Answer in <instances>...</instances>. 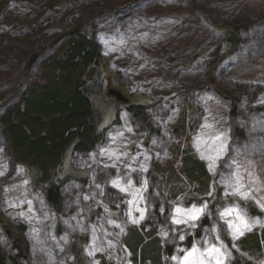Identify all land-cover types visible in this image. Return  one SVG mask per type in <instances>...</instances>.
<instances>
[{
  "label": "rangeland",
  "instance_id": "obj_1",
  "mask_svg": "<svg viewBox=\"0 0 264 264\" xmlns=\"http://www.w3.org/2000/svg\"><path fill=\"white\" fill-rule=\"evenodd\" d=\"M235 26L230 47L224 36ZM73 32L101 50L102 140L89 153H67L55 178L63 182L57 212L40 177L12 161L0 125V249L17 255L10 238L21 226V264H138L126 245L135 231L159 239L162 264H184L193 246L220 248L223 264H264V251L242 252L247 236L264 234V0H5L0 117ZM133 105L148 108L153 132L139 128ZM186 153L208 172L205 193L179 173ZM177 208L204 213L175 224L188 220ZM237 214L251 230L241 225L233 239L226 221L240 224Z\"/></svg>",
  "mask_w": 264,
  "mask_h": 264
},
{
  "label": "trees",
  "instance_id": "obj_2",
  "mask_svg": "<svg viewBox=\"0 0 264 264\" xmlns=\"http://www.w3.org/2000/svg\"><path fill=\"white\" fill-rule=\"evenodd\" d=\"M4 5L5 0H0V10ZM238 33L239 27L229 28L224 36L226 44L233 47ZM55 54L42 64L37 81L29 85L19 104L3 113L0 125L12 161L40 177L50 205L61 212L63 182L55 181V178L69 151L86 154L102 140L94 102L102 97L103 85L108 79L97 64L101 50L86 34L71 33ZM147 109L133 105L128 112L139 128L153 132ZM235 113L233 111L232 115ZM185 122L184 116L180 124ZM179 173L187 182L201 185L200 192L205 193L209 176L202 162L186 153ZM16 230L10 243L17 255L11 256L0 249V264H21L28 258L24 229L20 226ZM148 235L133 231L126 245L138 264H162L164 249L160 247L159 239ZM263 251L264 234L251 233L242 241V252L247 255Z\"/></svg>",
  "mask_w": 264,
  "mask_h": 264
},
{
  "label": "snow or ice",
  "instance_id": "obj_3",
  "mask_svg": "<svg viewBox=\"0 0 264 264\" xmlns=\"http://www.w3.org/2000/svg\"><path fill=\"white\" fill-rule=\"evenodd\" d=\"M121 191H124V189H121ZM235 192L236 194H239L243 199L249 198V194L241 192L239 188H237ZM261 207L264 208V205H261ZM234 211L235 209H229L224 213H221V215L224 217H229ZM176 213L178 217L187 216L188 220L177 218L173 220L175 224L188 223L189 221L197 220L200 215L204 213V208H193L187 212H184L181 209L177 208ZM141 218H143L142 215ZM236 220L240 221V224L233 223L231 220L226 221V223H228L229 225V228L233 230V239H236L244 234L241 230V225H243L245 229L249 231L251 230V227L244 222L243 217L239 214L236 215ZM133 223H138V221L133 220ZM181 239H183V237H181ZM221 256H223V253L221 252V249L216 246H211L209 248L204 249L203 251L193 246L192 250L187 252L183 257V262L184 264H208V259L206 258H211L215 259V264H223V260L220 259ZM173 259L177 258L173 257Z\"/></svg>",
  "mask_w": 264,
  "mask_h": 264
},
{
  "label": "water",
  "instance_id": "obj_4",
  "mask_svg": "<svg viewBox=\"0 0 264 264\" xmlns=\"http://www.w3.org/2000/svg\"><path fill=\"white\" fill-rule=\"evenodd\" d=\"M109 95L115 97V99H116L117 101L123 102L124 104L128 103V99L123 95L122 92H120V91H118V90L110 89V90H109Z\"/></svg>",
  "mask_w": 264,
  "mask_h": 264
}]
</instances>
